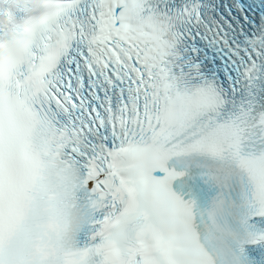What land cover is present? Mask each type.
Returning <instances> with one entry per match:
<instances>
[{
  "label": "snow or ice",
  "instance_id": "6c2138e0",
  "mask_svg": "<svg viewBox=\"0 0 264 264\" xmlns=\"http://www.w3.org/2000/svg\"><path fill=\"white\" fill-rule=\"evenodd\" d=\"M0 264H264V0H0Z\"/></svg>",
  "mask_w": 264,
  "mask_h": 264
}]
</instances>
